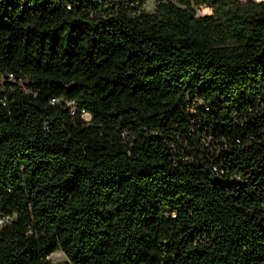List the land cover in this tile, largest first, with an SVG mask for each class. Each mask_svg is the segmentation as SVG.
I'll use <instances>...</instances> for the list:
<instances>
[{"label":"trees","instance_id":"trees-1","mask_svg":"<svg viewBox=\"0 0 264 264\" xmlns=\"http://www.w3.org/2000/svg\"><path fill=\"white\" fill-rule=\"evenodd\" d=\"M146 1L0 0V264H264V1Z\"/></svg>","mask_w":264,"mask_h":264},{"label":"rangeland","instance_id":"rangeland-1","mask_svg":"<svg viewBox=\"0 0 264 264\" xmlns=\"http://www.w3.org/2000/svg\"><path fill=\"white\" fill-rule=\"evenodd\" d=\"M248 1V0H243ZM256 2H262L264 0H254ZM157 6V0H147L146 3L143 5L141 11L146 12L147 14H153L155 12ZM195 12L197 17H204V16H211L212 11L210 10V12H206L204 10L205 7H192ZM208 8V7H206ZM83 118L85 119V121L90 122L91 118L89 117V115H84ZM51 264H67V259L66 257L61 253V252H56L55 254H53L50 258H49Z\"/></svg>","mask_w":264,"mask_h":264},{"label":"built area","instance_id":"built-area-1","mask_svg":"<svg viewBox=\"0 0 264 264\" xmlns=\"http://www.w3.org/2000/svg\"><path fill=\"white\" fill-rule=\"evenodd\" d=\"M10 82H12V77H10ZM90 117V116H89ZM91 118V117H90ZM233 182V181H232ZM10 221L9 218H0V227L7 224Z\"/></svg>","mask_w":264,"mask_h":264}]
</instances>
